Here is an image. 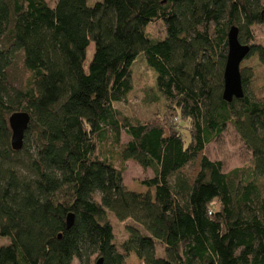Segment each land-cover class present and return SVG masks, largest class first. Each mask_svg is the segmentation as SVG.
I'll use <instances>...</instances> for the list:
<instances>
[{
    "label": "trees",
    "instance_id": "trees-1",
    "mask_svg": "<svg viewBox=\"0 0 264 264\" xmlns=\"http://www.w3.org/2000/svg\"><path fill=\"white\" fill-rule=\"evenodd\" d=\"M88 1L0 0V264H124L130 254L264 264V96L247 91L252 68L240 65L241 99L222 96L232 27L245 60L264 63L254 36L264 0ZM19 61L28 77L16 87ZM135 64L154 77L149 102L168 125L125 113ZM16 112L30 116L19 151ZM228 124L251 160L225 172L205 150ZM116 159L152 170L146 192L126 189ZM110 215L130 220L120 247Z\"/></svg>",
    "mask_w": 264,
    "mask_h": 264
},
{
    "label": "rangeland",
    "instance_id": "rangeland-1",
    "mask_svg": "<svg viewBox=\"0 0 264 264\" xmlns=\"http://www.w3.org/2000/svg\"><path fill=\"white\" fill-rule=\"evenodd\" d=\"M46 2L53 6L56 0H46ZM97 0H89L88 4L93 5ZM255 43L264 44V28L257 27L254 31ZM93 54V44H91L86 52V64H88ZM241 65L251 67V82L247 85V91L255 97L261 98L264 96V63L259 62L254 56L249 57L242 62ZM133 71V89L128 98V104L124 106L125 113L135 119L146 121L148 119H155L157 123H168L169 121L162 115L159 105L151 104L149 102L148 93H152L155 86V79L152 74L143 66L135 64L132 67ZM13 79L12 82L16 87H20L26 81L28 73L23 69L21 62H16L11 70ZM149 103V104H147ZM178 123V121H175ZM183 125L190 126L188 122L183 121ZM167 124V125H168ZM184 130V129H183ZM184 139H189V133L184 132ZM128 137L122 133L121 142H127ZM108 143L102 145V151L107 152ZM205 154L212 161H220L223 165V170L229 171L237 167H247L250 164L251 153L246 148L241 138L235 131L232 125L228 124L225 131L215 141L210 143L205 150ZM116 167L123 168V183L127 190L134 192H146L147 189L142 186L144 180L153 177L151 169H143L134 161H127L120 164L115 160ZM113 223L115 238L114 242L117 247H120L125 239V225L130 223V220L119 222L115 217L110 215ZM8 239L0 237V244L6 243ZM72 264H81L78 260H74ZM89 264H96L94 257ZM124 264H143L134 254L126 257Z\"/></svg>",
    "mask_w": 264,
    "mask_h": 264
},
{
    "label": "water",
    "instance_id": "water-1",
    "mask_svg": "<svg viewBox=\"0 0 264 264\" xmlns=\"http://www.w3.org/2000/svg\"><path fill=\"white\" fill-rule=\"evenodd\" d=\"M227 57L223 74V99L231 102L233 99H241L244 96L240 65L249 54L250 48L247 45H241L238 40V29L232 27L227 34ZM11 130V147L19 151L23 146L25 133L30 123V116L26 112H16L10 115L8 119ZM73 222V215L67 218V227ZM99 259L96 264H102Z\"/></svg>",
    "mask_w": 264,
    "mask_h": 264
}]
</instances>
